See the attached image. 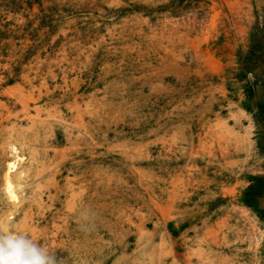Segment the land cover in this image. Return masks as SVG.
Returning <instances> with one entry per match:
<instances>
[{
    "label": "rangeland",
    "instance_id": "1",
    "mask_svg": "<svg viewBox=\"0 0 264 264\" xmlns=\"http://www.w3.org/2000/svg\"><path fill=\"white\" fill-rule=\"evenodd\" d=\"M262 196L264 0H0V228L65 264H261Z\"/></svg>",
    "mask_w": 264,
    "mask_h": 264
},
{
    "label": "clouds",
    "instance_id": "2",
    "mask_svg": "<svg viewBox=\"0 0 264 264\" xmlns=\"http://www.w3.org/2000/svg\"><path fill=\"white\" fill-rule=\"evenodd\" d=\"M94 217V212L79 214L77 222L82 232L95 229ZM0 264H65V261L27 231L0 228Z\"/></svg>",
    "mask_w": 264,
    "mask_h": 264
},
{
    "label": "crops",
    "instance_id": "3",
    "mask_svg": "<svg viewBox=\"0 0 264 264\" xmlns=\"http://www.w3.org/2000/svg\"><path fill=\"white\" fill-rule=\"evenodd\" d=\"M259 203L261 204V205H264V196H262V197H260V199H259ZM260 208H261V214H260V222L262 223V225L264 226V206H260ZM261 255H262V263L261 264H264V249H263V251H262V253H261Z\"/></svg>",
    "mask_w": 264,
    "mask_h": 264
},
{
    "label": "bare ground",
    "instance_id": "4",
    "mask_svg": "<svg viewBox=\"0 0 264 264\" xmlns=\"http://www.w3.org/2000/svg\"><path fill=\"white\" fill-rule=\"evenodd\" d=\"M34 119V118H33ZM40 119V118H39ZM32 121V120H31ZM35 123V122H34ZM10 184V183H9ZM14 188V187H13ZM13 188H12V186H10V188H9V191H12L13 192ZM14 196V195H13ZM14 199H16V197L14 196Z\"/></svg>",
    "mask_w": 264,
    "mask_h": 264
}]
</instances>
